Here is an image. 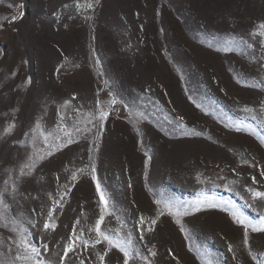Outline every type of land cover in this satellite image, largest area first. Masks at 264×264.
Segmentation results:
<instances>
[{"label":"rangeland","instance_id":"1","mask_svg":"<svg viewBox=\"0 0 264 264\" xmlns=\"http://www.w3.org/2000/svg\"><path fill=\"white\" fill-rule=\"evenodd\" d=\"M79 2L0 0V259L261 264L264 0Z\"/></svg>","mask_w":264,"mask_h":264},{"label":"snow or ice","instance_id":"2","mask_svg":"<svg viewBox=\"0 0 264 264\" xmlns=\"http://www.w3.org/2000/svg\"><path fill=\"white\" fill-rule=\"evenodd\" d=\"M76 7H77V9L80 8V2H79V0H77ZM87 7H88V8H92V7H93V5H92V3H91V0H89V2H88V4H87ZM21 15H22V14H21ZM87 18H88V17H86V19H87ZM12 19H15V17H13ZM259 28L264 29V24H261V25L259 26ZM255 35H261V33H256ZM98 62H99V61H98ZM110 95H111V93H110ZM111 103H112V104H116L117 101H116L115 99H113V100L111 101ZM245 111H250V110H249V109H245ZM57 114L60 115L59 112H58ZM107 116H108V112H105V111L102 110V108H101V102H100L99 100H97V101H96V113H95L93 116H91L89 119H87L86 124H93L94 121H95L96 123H99L100 121H103L104 119H106ZM63 118H64V117L61 116V119H62V120H63ZM37 126H38V125H37ZM100 126L102 127V124H101ZM181 127H182V125H181ZM10 130H11V126H9L8 128H6V129H5V132L7 133V132H9ZM88 130L90 131V129H88ZM76 131L79 132V131H81V129H80V128H77ZM66 135L69 137L68 142H69V143H72L73 141H72V138H71V133H66ZM27 167H29V165H27V164L23 165V167H22L21 170H20V171H21V175H24V174H25L24 169L27 168ZM92 170H93V172H95V168H93ZM92 179H93V181L96 180L95 175H93ZM254 182H255V181H254ZM4 183L7 184L8 181L5 180ZM129 186H131V185H129ZM5 190H6V189H5ZM96 190H97V193L100 194L101 203H102V204H105V203H106V200H105V197H104V195H103V193H102V191H101V188H100L99 183L96 184ZM229 190H231V189L229 188ZM248 191L251 192V194H252V196H253L254 199L259 198V199H261V200H264V191H256V190H254V189H248ZM2 195H3V193H0V205H3V204H4V201H3V199H2ZM224 203H225V204H228L229 201H225ZM204 205H210V206H212V207H216V204H215L214 200L210 201V200H208L207 198H205L204 200H197V201H196L194 204H192L191 206L185 207V210H184L183 212L179 213V214H181V215H187V214H188V211H189V207H190L191 210H193V211H200L201 208H202ZM5 209H6V205H5ZM162 214H163V213H161V215H162ZM48 215H49V218H51L52 213L49 212ZM103 219H104V216H103V214H101L100 218L96 221V228H97V234H98V235H100V224H101V221H103ZM143 222H144V218L142 217L140 223H143ZM236 222H237V223H240V224H244V223H245V221H244L243 219H239V218H237ZM155 223H156V221L153 220V221H152V224H155ZM4 226L6 227V225H4ZM33 226H35V225H33ZM43 227H44V229H48V228H50V227L54 228L55 225H54V224H51V225H50V224L46 221V222L44 223ZM253 230H255V229H253ZM261 230L264 231V229H261ZM182 231H183V229H182ZM104 239H105L106 241H108L109 244H111V239H110L107 235H104ZM141 239H143V237H141ZM0 243H2V241H0ZM21 243L23 244V246H24V248H25L26 251L30 248V249H31V252H32L33 254L39 255L38 249H37L35 246L31 245L29 242H27V241L25 240V241H21ZM96 243H100V240H97ZM244 243H245V244L248 243V232H247V228L245 229V233H244ZM44 247L47 248V245H45ZM71 247H72V245H68V246H67V248H66V250H65V255H67L68 251L71 250ZM228 250H229L230 252L233 250L231 244L228 245ZM151 254H152L153 256L156 255L154 252L151 253ZM125 256L127 257V256H128V253H125ZM33 258H34V257H30V256H28V255L17 254L16 257H15V260L28 261V260H31V259H33ZM233 258H235V257H233ZM100 259H101V261H103V256H101ZM0 264H14V262H13V261L6 260V259H0ZM37 264H44V262H43V261H38ZM81 264H83V262H81ZM123 264H128V259H127V258L124 259ZM261 264H264V261H261Z\"/></svg>","mask_w":264,"mask_h":264}]
</instances>
